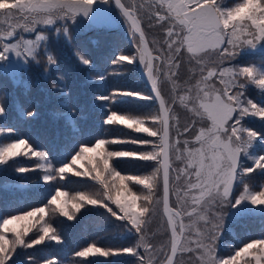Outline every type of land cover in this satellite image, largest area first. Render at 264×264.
Returning <instances> with one entry per match:
<instances>
[{"label": "snow or ice", "instance_id": "obj_1", "mask_svg": "<svg viewBox=\"0 0 264 264\" xmlns=\"http://www.w3.org/2000/svg\"><path fill=\"white\" fill-rule=\"evenodd\" d=\"M112 4L119 9L128 25L134 52L118 54L111 63L125 66L139 62L150 83L151 95L116 90L108 96H97V99L110 103L123 96L154 99L158 102V109L149 117L152 127L146 126L143 119H131L116 112H111L105 123H119L155 139H99L92 147L80 146L70 162L58 168L48 161L46 152L33 148L26 139H19L0 146V165L18 156H31L43 161L36 165V169L44 173L45 182L62 180L68 173H73L90 176L103 186L106 200L92 198L83 192L69 200L68 193L56 187L49 203L68 219L75 218L71 210L79 213L85 204L103 207L116 220L125 222L129 232L134 231L137 243L120 249H105L93 243L77 251L75 255L78 258L127 254L136 257L138 264H177L178 254L191 253L195 264H264V238L247 242L226 256L217 255L216 249L227 205L239 208L244 202H250L257 207L264 206V186L260 190H252L245 183L239 195L234 194L239 181L257 170L264 172V155L257 156L251 167H241V155L248 152L259 136L258 132L244 127L242 121L246 116L264 120V106L248 99L245 89L249 83L264 89V71L255 66L225 65L226 61L236 59L242 49L264 45V0H242L227 8L222 7L218 0H0V73L17 78L29 65L39 64L38 58L43 55H46L48 65L56 64L55 57L46 47L42 51L43 42L47 40L44 33L55 26V32L71 42L75 34L70 31L68 21L75 23L77 17L93 14L98 19L107 18L104 6ZM157 26L164 33L162 41L155 37L150 40L146 33V28ZM185 53L188 60L198 66L199 78L184 89L185 95L179 96V102L191 113L188 124L181 130L179 119H174L172 114V105L177 100L175 97L165 100L159 80L164 78L172 85V90H176L178 70ZM76 55L82 65H92L86 54L78 51ZM13 56L15 59H10ZM208 56L214 59L208 61ZM98 79L103 81L106 77L100 75ZM58 87L53 84V88ZM193 88L194 99L191 96ZM185 101L191 102L192 106L189 107ZM5 112V105L0 103V117ZM23 115L33 117L35 113L29 111ZM202 120L210 123L197 128ZM12 131L0 128V133ZM185 133H189L191 138L181 140ZM110 143L149 146L150 150L109 151L106 146ZM173 143L177 145L175 159L186 161L183 168L173 169L170 163L169 151ZM181 144L182 149L179 147ZM113 158L153 162L145 165L152 171L147 175H122L112 167L110 162ZM82 161L90 167L84 171L77 170L78 164L84 167ZM17 171L26 173L30 169L21 167ZM170 171L177 173L171 177V182L180 185L183 180V184L175 189H170ZM127 182L143 186L146 194L137 195ZM157 187L159 196L155 191ZM190 193L191 208L188 210L183 205ZM170 196L175 197V207H170ZM154 197L157 204H162L170 231L167 250L164 247L159 249L162 260L156 255L153 244L146 240L145 225L148 221L145 218L153 212ZM141 200L143 206L138 203ZM46 216L47 206H44L2 220L0 264H9L17 247L33 248L45 241L62 242ZM185 217L188 218L187 223ZM18 222H24L19 230L15 227ZM34 228L37 234L25 240L24 237ZM9 232L14 235L12 240L7 237ZM141 248L147 259L141 254ZM46 264H58V261L49 259Z\"/></svg>", "mask_w": 264, "mask_h": 264}, {"label": "trees", "instance_id": "obj_2", "mask_svg": "<svg viewBox=\"0 0 264 264\" xmlns=\"http://www.w3.org/2000/svg\"><path fill=\"white\" fill-rule=\"evenodd\" d=\"M81 20L82 17H77L75 23L68 21L70 31L75 34L73 46L76 47L78 44L81 51L92 60V65L88 66L87 69L91 70L95 75H104L106 79L103 81L86 80L87 73L84 71V67H80L79 63L72 61L74 68L78 69L80 72L77 78L82 77L83 79H80L79 85L74 87L71 85H64L63 87L65 88L66 95L62 94V96H64L63 99H43L42 97L45 96L43 94L36 96L35 99H38L30 104L23 98L21 102L23 107L22 115L19 113H15V115L9 113L3 116V119L6 120V129H13L12 132L7 133L9 139L28 140L33 148L46 152L48 154V161L56 168L70 162L71 156L76 154L80 146L92 147L99 139H106L109 141L116 139L127 140L130 138L155 139L147 137L146 133H137L133 129H129L119 123H105L107 116L111 112H116L118 115H123L131 119H143L146 121V126H149L151 122L149 117L154 115L158 109V102L154 99L142 100L136 97L123 96L114 98L115 102L113 103L107 100L97 99V96H108L111 92L116 90L140 91L144 95H151V90L146 85L137 67L133 68L132 65L118 66L111 63L116 55L121 52L122 48L128 49V44L133 45L132 38L130 39L127 35L129 33L128 28L113 27L112 29L93 28L87 30L86 26L81 25ZM59 23L61 22H58V24ZM158 27L159 26L152 29L146 28V33L150 40L153 37L160 41L163 40L164 33L161 32ZM130 48L132 47L129 46V49ZM254 56L263 60L262 65L264 69V52ZM58 60V65L60 64L63 66L61 59L58 58ZM237 60H239V58ZM237 60L226 61L225 65L233 67L234 63L238 62ZM243 66H245L244 63ZM127 69L129 70L127 71ZM59 73L61 80L63 77H66L67 73L65 71L62 72L59 70ZM70 73L72 74L69 76L71 77L70 80L74 84L77 78L73 77L71 65ZM198 78V66L194 61L188 60V55L186 53L183 54L181 67L178 70V78L175 86L176 90H172V85L167 80V96L161 89L166 101H169L172 97H175L177 100L176 104L172 105V112L180 105L179 96L185 94L184 89L192 86ZM159 81L163 82L165 79L161 78ZM4 94L5 93L0 88V96ZM251 97L255 99L253 95ZM17 99L18 97L16 98V96L13 98L15 107ZM9 101L10 100L7 99L8 105H6L4 100H0V103L5 105L6 111H10ZM14 104L11 106V109H13ZM29 111L34 112L35 116L28 117L23 115V113ZM59 111L64 112L58 113ZM13 120L18 123L17 126L12 125ZM251 122L252 119H250V117L244 118L242 124L244 127L252 129L250 125ZM259 124L264 126L262 123ZM150 125H152V123H150ZM106 147L109 151L149 149V146L133 144L110 143ZM258 154L262 155L263 151ZM33 160L36 161V158L16 159V161H20L23 164H29ZM151 163L153 162L133 161L127 158L112 159V165L125 175L150 174L152 169L146 168L145 165ZM241 163H243L242 159ZM34 169H36V167L31 168V171L26 173L0 172V181L18 180L26 182L29 180L23 179L26 175H31L36 171H40ZM69 174L70 173L62 180L57 179L52 182H45L43 180L23 188L6 187L7 189L0 190V213L6 216L11 214L23 215L25 212L34 210L37 207L47 206L48 211L45 219L56 228V234L62 241L61 243L45 241L42 245H37L33 248H21L20 250L16 248L17 253L12 260L9 261V264H33V261L35 264H46V261L49 259L57 260L58 264H127L125 262L110 261L99 257H76L75 253L77 251L83 250L84 247L93 243L98 247L112 249L114 246V237L117 239L119 238L117 236L120 235L112 232V229L117 225V220H114L111 213L104 208L89 211L77 221L69 220L62 214L54 215L50 212L49 207L53 205L49 203L51 199L49 196L54 192L56 187L64 189L66 192L73 193L79 192L82 188H85L84 186H87L89 183L91 184V182H96L93 179L75 175L70 176ZM0 188H2V185H0ZM262 219L263 223L260 221L256 223L261 225L256 228L259 230L251 234H245L248 232L246 229L244 230L245 233H238L243 231L240 229V224L247 219L238 222L235 230L228 232L230 237L227 236L225 242H223V245H227L225 248H238L239 240L244 238V236L252 235L250 240L264 238V218L262 217ZM103 220H106V222L104 223ZM248 222L245 223L246 228L247 224L248 226L252 224ZM33 233L29 234L26 240L34 236L32 235ZM231 236L234 238H231ZM239 236L241 237L239 238ZM119 239L120 240H116V242H123L122 237ZM122 246L128 247L127 244ZM142 254L145 255L143 249Z\"/></svg>", "mask_w": 264, "mask_h": 264}, {"label": "rangeland", "instance_id": "obj_3", "mask_svg": "<svg viewBox=\"0 0 264 264\" xmlns=\"http://www.w3.org/2000/svg\"><path fill=\"white\" fill-rule=\"evenodd\" d=\"M149 2H150V0H149ZM218 2L221 4L222 7L227 8V7H234L235 4L242 2V0H218ZM104 7L106 10L107 18H99L98 19V18H96L95 14H93L89 17H82L81 25L86 26L87 30H91L93 28H95V29H112L113 27H122L123 29L128 28V25L124 22V18L120 15L119 10L115 7L114 4L107 5ZM158 28L160 29L161 32H163L160 27H158ZM54 29H55V26H52L50 31H46L44 33L45 36L47 37V40L45 42H43L42 51L46 47L47 51L55 57L56 64L48 65L47 61H46V55H43V56L38 58V59H40L39 64L33 63V64L29 65L28 69L26 71H24L23 73H21L17 78H12L11 76H9L7 74L5 75L4 73H0V88L5 93L4 95L0 96V100L1 99L4 100L6 105H8L7 99L10 100L9 101L10 102V111L7 110L5 112V115H8L9 113L14 114V115H15V113H17V114L19 113L20 115H22V108L23 107H22L21 102H22L23 98H25L30 104L33 103V101H35L36 99H38V98L35 99L36 96L43 95V94L45 95L44 97H42L43 99L44 98H52L54 100L63 99L64 96H62V94L66 95L65 94L66 91H65V88L63 86L64 85H71L72 87L77 86V85H79V80L83 79L82 77L77 78V76L80 75V72L78 69L74 68L72 61L75 63H79L80 67H82V66L84 67V71L87 73V77L85 78L86 80H99L98 79L99 75L93 74L91 70L87 69L88 66L82 65L80 63V61L78 60L76 53L79 51L81 54H84L81 51L79 45L77 44V46L74 47L73 46L74 40L71 42L67 41L66 39L63 38V36L61 34L56 33ZM26 35H28V34H26ZM127 35L130 39L132 38L130 32ZM76 41H77V39H76ZM129 46H131L132 48L129 49ZM130 52H134V47H133V45L128 44V49L122 48L121 52H119L118 54H129ZM263 52H264V45H258L256 48H244L241 50L240 54L235 59V60H237L239 58V60H237L238 62L234 63L233 67L243 66V63H244L245 66H255L258 70L264 71L263 65H262L263 60H261V58H256L254 56V55L261 54ZM58 58L61 59V63L63 66H61L60 64L58 65V63H59ZM212 58L214 59V57L208 56L207 60L209 61ZM10 59H15V57L13 56ZM70 65L72 66V69H73V77L77 78V80L75 81L74 84L70 80L71 77H69L72 75L70 73ZM132 66H133V68L137 67L140 74L144 71L143 66L141 64H139V62H137L136 64H134ZM59 70H61L62 72L65 71L67 73L66 77H63L62 80L60 78ZM128 70L129 69H127V71ZM135 71H136V69H135ZM93 77H95V79ZM53 84H56L59 87L53 88ZM159 85L161 86V89L163 90V92H165V95L167 96L168 84H167L166 80L163 82L159 81ZM60 89H63V91H61ZM252 95H253V97H255V99H252V97H251ZM15 96H16V98L18 97L16 107H15V104L13 102V98ZM191 96L193 97V99L195 98V89L194 88H193V91L191 93ZM245 96L248 99H251L253 102H255L261 106H264V89H260L254 83H249L247 85V87L245 89ZM185 103H189V107L192 106L191 102H189V101H185ZM13 104H14V107H13V109H11V106H13ZM62 112H64V111H59L58 113H62ZM172 114H173L174 119L175 118L179 119V124L181 125V130L185 124H188L189 119L191 117V113L188 112L183 107V105L181 103H180V105H178L173 110ZM249 117H250V119H252V122L250 123L252 130L258 132L259 136L256 138V140L252 144V146H250V148L248 149V152L241 155V157H242L241 159L243 160V163H241L242 168L243 167H251L254 163V159L257 156L261 155L258 153L263 151L262 155H264V126H261V124H259V123L264 124V120L259 119L255 116H246L245 118H249ZM5 123H6V120H4L3 117H0V128L6 129ZM150 123H149L148 127H152V125H150ZM208 123H210V122H208L207 120H202L200 123L197 124L196 127L199 128V127L204 126L205 124H208ZM12 125L17 126L18 123L13 120ZM7 133L8 132L0 133V146H4L8 143H12V142L19 140V139H12V140L9 139ZM172 135H173V139H174L175 138V130L172 131ZM185 138L190 139L191 138L190 134L185 133L184 136L180 137L181 140H183ZM192 146H194V145H190V147H192ZM176 147H177V145H175V143H173L172 147H171V164H172L173 169L183 168L185 166V163H186V161L183 159H181L179 161H177L175 159V157L177 155V152L175 151ZM179 147H181V149H182L183 145L181 144V145H179ZM260 150H262V151H260ZM180 154L182 156L184 155L183 152H181ZM89 155H92V154H89ZM19 158L20 159H28V158H31V156H23L22 155V156L15 157L12 160H9L7 164L0 165V172L7 171L8 173H20L17 171L18 168L25 167V168L31 169L33 167H36V165L38 163L43 162V161H39L38 158H36V161L33 160L29 164H23L20 161H16V159H19ZM81 163L84 165V167H81V165L78 164L76 166L77 170L84 171L85 168L90 167V165H87L86 161H82ZM110 163L112 164V161ZM112 167H114V166L112 165ZM121 174L125 175L123 173H121ZM176 174L177 173L175 171H170V187H171V189H175L176 187L181 186L183 184V180H181L180 185L171 182V177L175 176ZM69 175L71 176L74 174L70 173ZM132 175H139V174H132ZM78 177L92 179L90 176H78ZM23 179H26V180L29 179V180L26 182L25 181H18V180H11V181H5V182L0 181V185H2V188H0V190H5V189H7L6 187L23 188V187H26L27 185H34L38 182L43 181V172L42 171H36L35 173H33L31 175H26ZM127 183L129 185V187L132 189V191L136 192L137 195L146 194V190L143 189V186L135 185L134 182H127ZM245 183L252 190H260V187L264 186V172H260L259 170H257L256 173H252V174H250V176L245 177L244 180L239 181L236 188H234V194L235 195H237V196L239 195V192L242 191L243 185ZM81 187H83V186H81ZM84 187L85 188H82V190H80L79 192H73V193L67 192L69 200H71L72 197H75L77 195V193H80V192H83L86 195L91 196L92 198L106 200V197L103 195V192H104L103 186L98 181L91 182V184L89 183L87 186H84ZM59 190L66 192L64 189H59ZM155 191H156V195L159 196V194H160L159 187H157L155 189ZM54 194H55V192H53L49 197H51ZM114 194H115V189H113V195ZM191 195H192V193L189 194V198L184 202V205H183V207L185 209H188V210H190V208H191ZM174 199H175V197L172 196V206L173 207H175ZM138 203L141 206H143L144 202L141 200ZM234 203H235V201L233 200V204ZM109 206L113 207L115 210V206L112 205L111 202H109ZM151 207L153 209V212L150 214L149 217L145 218L148 221L147 224L145 225L146 240L153 244L154 248L156 249V255L162 260L163 257L159 256V249L161 247H164L165 250H167V247L169 244L170 231H169L167 224H166V218H165V215L163 213L162 204L156 203V197L153 198V205ZM100 208H103V207L85 204V206L80 210L79 213L75 212L74 209L71 210V215L74 216L75 218L69 219V220L77 221L85 213L92 211V210L100 209ZM49 210L54 215L61 214L56 209V207L54 205L52 207H49ZM11 216H12V214L6 216V215H3V213H0V223H2L3 219L11 218ZM262 217L264 218V206L257 207L255 205H252L250 202H244L242 205L239 206V208L233 207L231 204L227 205L225 208V219H224V224H223V230H222V233H221V235L217 241V245H216L217 255L226 256L229 253H232L234 250L242 247L245 243L251 242L252 240H250V237H252V235H249V236H244V238H241V240H239V247L236 249L225 248V247H227V245L226 244L223 245V242H225V239L227 238V236H229L228 232L234 231L236 228V224L238 222H241V221L247 219L240 224V229L243 231L238 232V233H245L244 230L246 229L248 232L245 234H251V233H253V232L255 233L259 230L256 228L260 227L261 225L256 224V223H257V221H260L263 223ZM113 218H114V220L116 219L115 217H113ZM248 221L251 222L252 224L250 226H248V224H247V228H246L245 223ZM103 222L105 223L106 220H103ZM187 222H188V218L185 217V223H187ZM23 223L24 222H18L15 225V227H17V229L19 230L22 228ZM10 227H12V226L10 225ZM112 232L114 234L120 235L117 237L123 238V242H116V240H120V239L119 238L116 239V237H114V239H113L114 246L112 249L123 248L122 245H124V244H127L128 247H131L137 243L136 234L134 233V231L129 232L127 230L125 222L117 220V225H116V227H114L112 229ZM31 233H33L32 235H36L37 229L34 228L32 232L28 233V235ZM28 235H26L24 237L25 240L28 237ZM185 235H187V233ZM7 237L9 240H12L14 238V235H13V233L9 232V233H7ZM240 237L241 236H239V238ZM231 238H234V237L231 236ZM239 238H237V239H239ZM17 248H18V250H20L22 247H17ZM106 249H110V248H106ZM140 252L142 254V248L140 249ZM14 255L12 256V258L14 257ZM90 257H99V258H103V259L110 260V261L125 262L127 264H138L136 257L130 256L127 254H122L119 256H110V257H100V256H90ZM145 258L147 259V254H145ZM177 264H195V260L192 258L191 253H186L182 256L178 254Z\"/></svg>", "mask_w": 264, "mask_h": 264}, {"label": "water", "instance_id": "obj_4", "mask_svg": "<svg viewBox=\"0 0 264 264\" xmlns=\"http://www.w3.org/2000/svg\"><path fill=\"white\" fill-rule=\"evenodd\" d=\"M119 10V9H118ZM120 12V11H119ZM141 76L143 78V80L145 81L146 85L150 88L151 90V86H150V83L148 82L147 80V77H146V73L143 71L141 73ZM169 155H170V163H171V148H170V151H169ZM171 189V188H170ZM170 207H173L172 204H171V196H170ZM165 215V214H164ZM165 218H166V215H165Z\"/></svg>", "mask_w": 264, "mask_h": 264}]
</instances>
